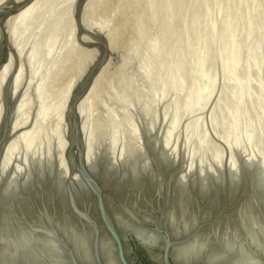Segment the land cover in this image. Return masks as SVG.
I'll list each match as a JSON object with an SVG mask.
<instances>
[{"label":"rangeland","instance_id":"obj_1","mask_svg":"<svg viewBox=\"0 0 264 264\" xmlns=\"http://www.w3.org/2000/svg\"><path fill=\"white\" fill-rule=\"evenodd\" d=\"M33 3L24 22L15 28L24 52L11 67V73L13 68L20 72L14 78V99L21 106L17 107L15 120L20 119L16 125L25 124L13 132L17 140L12 151L17 153H11L9 168L18 166L22 173L33 167L36 153L35 158L40 153L45 156L40 159L46 172L50 163L55 166L60 160L56 152L66 136L68 100L100 55V41L79 29L78 0ZM82 16L89 27L100 29L109 46L83 112L88 156L94 152L91 161L105 154L107 159H120L118 163L112 159L113 164L123 170L138 155L147 158L146 138L156 142L159 136L166 143L156 144L162 151L165 146L167 158H184L179 162L188 181L200 179L204 169L209 175L210 168L215 169L208 178L204 173L205 181L219 179L230 164L239 168L249 156L260 164L264 161V0H84ZM59 117L64 120L58 121ZM98 147L115 156L109 157ZM173 147L172 155L168 150ZM27 148H31L32 159ZM128 156L135 157L125 166L122 160L127 162ZM146 158L148 163L150 158ZM226 160L230 163L227 169L219 170ZM27 162L32 164L25 166ZM134 258L136 264H144L137 252Z\"/></svg>","mask_w":264,"mask_h":264},{"label":"water","instance_id":"obj_2","mask_svg":"<svg viewBox=\"0 0 264 264\" xmlns=\"http://www.w3.org/2000/svg\"><path fill=\"white\" fill-rule=\"evenodd\" d=\"M33 1L35 0H4L0 3V73L11 61L12 52L16 60L20 57L14 51L11 34L7 29V20L17 15ZM83 1L78 0L76 11L79 29L81 33L100 41L98 44L100 55L86 77L72 92L66 107L67 145L64 158L68 175L64 181L65 187L61 192L63 194L60 195L57 191L59 183L57 179L45 177L34 180L33 188L41 193L33 202V209L22 208L19 211L21 222L35 225L38 228L37 234L54 241L56 246L54 255L61 262L59 264H85L83 258L87 252L76 248L72 243L71 239L75 236L84 237L87 241L92 264H109L110 256L113 264H136L135 246L143 248L156 264H180L176 256V251L180 246L190 243L197 235L228 222L230 228L238 226L242 231L232 237L230 247L224 251L225 259L219 263L208 261L211 258L210 255L219 246L217 238L211 236L207 244L203 246L201 253L190 264H224L226 260L229 262L225 264H231L233 261L246 264L243 261L250 257L264 264V240L258 245L252 243L243 231L240 213L235 210L244 197H247L253 190L251 184L241 185L233 190L229 177L225 175L222 184L216 182L208 185L207 193L198 190L182 192L175 183L178 174L182 171L181 166L169 168L159 165L160 153L147 138L143 148L148 152L150 163L155 169L153 168L154 171L150 175L140 173L139 179L134 180V183L128 180L117 182L116 178H113L112 185H106L99 173L100 169L89 163L83 113L79 105L89 92L97 71L107 60L109 46L100 29L89 27L83 19ZM84 44L87 45V42ZM14 75L13 70L2 89L0 159L13 128L12 121L16 108L12 90ZM173 151L175 148H172L171 154ZM185 157L187 158V155ZM172 159L182 162V156L179 155H174ZM130 160L131 157L128 156V161ZM227 160L223 164V170L227 169ZM75 177H78L84 186L82 194L77 193L75 189V184L78 183ZM133 179H135L134 176ZM129 190L134 193L132 198L136 201L134 206L129 202L124 203L129 197L125 196ZM20 199L24 200L25 197L21 194ZM251 203L264 217V210L260 205L253 200ZM178 204L188 207L191 211L187 224H180L179 228L175 227L171 217V210ZM23 210L30 212L25 214L24 211L22 214ZM116 212H120L125 218H119ZM72 224H75L80 231L77 230L75 235L74 233L71 235ZM81 230L86 231L85 233L83 231L82 236ZM103 238L109 241L110 250L103 248ZM45 242V240H40L35 243L33 249L34 254H41V264H48L42 257Z\"/></svg>","mask_w":264,"mask_h":264},{"label":"bare ground","instance_id":"obj_3","mask_svg":"<svg viewBox=\"0 0 264 264\" xmlns=\"http://www.w3.org/2000/svg\"><path fill=\"white\" fill-rule=\"evenodd\" d=\"M32 8H34V3L33 4H30L29 7L23 9L22 11H20L17 15L11 17V19H9V21H8L7 27H8L9 33L11 34V42L14 45V48H15L14 51H15V53L19 54V56H21L23 54L24 49H23V47H22V45L20 43V40H19L20 38H19L18 32H17V30L15 28L18 27L17 24H19V23L21 24V22L22 23L24 22V19L31 12ZM10 20L12 21V23L15 22L16 25H13L14 23L12 24L10 22ZM9 24H11V26H9ZM15 57L16 56H15L14 52H12L11 53V61L4 67V69L0 73V81H1V84H3V82H5L7 80V78L9 77V75L11 74V67L13 65H14L13 67H15V64H16V63L14 64ZM13 70H15V69L13 68ZM17 70L19 71V69L16 68V70L14 72L15 73L14 78H16L15 76H17L16 75V73L18 72ZM19 73H17V74L19 75ZM17 81H18V84H19V80H16V83H17ZM1 86H3V85H1ZM1 86H0V88H1ZM93 88H94V85H93L92 89L90 90L89 94L86 95V97L82 100V102L79 105V108L82 110V113L85 111V109L87 107L88 100H89V97H90V94H91ZM12 90H13V94H15L16 91H17L16 86H15V83L13 85ZM1 100L2 99H0V101ZM1 102H0V117H1V115L3 113V105L1 106ZM18 102H19V100L17 101V103ZM65 102L66 101H64V103ZM17 103H16V108L14 109V116H13L14 118H13V121H12L13 128H12V131H11V136H10L8 142L6 143L5 149H4L3 153H2L3 155H1V159H0V212L2 213L0 215V238H2L1 241H0V264H41V254H38V253L37 254H34V252H33L35 243L39 242L40 240H45L46 241L44 243L43 253H42V257L45 259V261H47L48 264H59L61 262H59L55 258V255H54L55 250H56V246H55L54 241L52 239H49V238H42L43 237L42 235L37 234L38 233L37 232L38 231V228L35 225H33V224H26V223L21 222V219H20V216H19V211L22 208H24V209H29V208L33 209V206H34V203L33 202L35 201V199L37 197L40 196V193H41V192H39V190H37V189L35 190V188H33L34 185L32 183L37 178L44 179L45 177H48L47 179H49L51 177L53 179H57L59 181V183L57 185V191L59 192L60 195L63 194L61 192H62V190L65 187V182L64 181L66 180V177L68 175V169H67V165H66V162H65V159H64V155H63L64 154V151H65V148H66V145H67V141H66L67 139L65 140V138H66V136H65V138L62 141L63 144H61V145L58 142V144L60 146V150L58 149L59 151L56 152L58 155L56 153H54V154H56L58 156V158L59 157H61V158H60L59 161H57V163H56L55 166H52V163H50L51 165H49V161L51 160V157L53 156L52 155L53 152H52V154H50L51 152L49 153V155L50 156L52 155V156L51 157L48 156L50 160H48V165L49 166L48 165L47 166H48L49 170L47 172H46L45 167H43V164H42L43 163L42 161H43V159H44L45 156L42 157V155L40 153V156L43 158V159H40V156L37 155L38 158L41 160L40 161L37 158V156L35 158V155L36 154H39V153H36L33 156V155H31L30 151H28V149L31 150V148H27V151L30 153V157L31 156L34 157L33 160H31V161H33V164H32V162L31 163H28L27 162V165L25 164V166H29L28 164H30V165L32 164L31 166H33V167H31V168L28 167V168H30V170L27 169V167L24 166L27 169V171H25L24 173H22L23 168L20 169V167H18V166L13 167L14 165L13 166L10 165V167H13V168H9V164H12V163H10V161H11L10 159L12 157L11 156V153L15 151V149H14V151H12V148H13L12 146L14 145V143L17 140V138H14L13 132L15 131V128L17 129V125L18 124L16 125V123L20 119L19 118L18 120H15L17 118V116H16L17 110L21 109V108H19L21 106H19V104L17 105ZM62 107L60 109H62ZM61 111H59V112H61ZM102 118H103V115H102ZM58 119H59L58 121L62 120V118L60 119V117ZM83 119H84V117H83ZM21 120H23V119H21ZM63 120H64V118H63ZM86 121H83V123L84 122L86 123ZM20 122L22 124V121H20ZM101 122H103V120ZM85 123L83 124V126L86 125ZM23 124H25V122ZM22 125L20 126V123H19L18 126L22 127ZM31 125H33V124H31ZM66 126L67 125H65L64 127H66ZM101 126H102V124H101ZM60 128H62V127H60ZM87 128H85V129L87 130ZM23 129H25V128H23ZM66 129H67V127H66ZM99 129H101V127ZM59 130L61 131L62 129H59ZM27 131H28V129H27ZM30 131H29V133H32ZM66 131L67 130H65V132ZM105 131H106V129H105ZM149 131H150V129H149ZM16 132L18 133L17 130H16ZM16 132H15V135H16ZM58 132L57 133L55 132V133L58 134ZM59 134H61V133L59 132ZM65 135H66V133H65ZM100 135H101V133H100ZM152 135H155V134H152ZM57 136L59 137V135H57ZM149 136H151V135H149ZM31 137L33 139L34 136L32 135ZM55 137H56V135H55ZM86 137H87V135H86ZM157 137H158V135H157ZM158 138H157V141H159ZM54 139H56V138H54ZM148 139H150L151 142L150 141L149 142L150 143H153L155 145L156 149L160 153L161 160L158 162L159 165H164V166H167L169 168L171 166H175L174 168H178L179 166H181L179 160H178V162H179V164H178L177 161H170L169 157L168 158L166 157L165 151H164L165 150L164 149L165 146L162 147L164 145L163 143H166V141L165 142L162 141L163 139L160 140V141L163 142V143L161 142L163 144L161 146L163 148V151H164V153H163V151L159 148L160 145L159 144H156L157 141L154 142V140H152L150 137H148ZM58 140H59V138H58ZM60 141H61V139H60ZM160 141H159V143H160ZM53 143H54V140H53ZM56 143H54V144H56ZM92 143H94V142H92ZM32 144H34V143H32ZM32 144H31V146H32ZM50 144H51V141H50ZM58 144H56V147H57ZM35 145H36V143H35ZM86 145H88V144H86ZM101 145L104 146L102 143H101ZM168 145H169V143H168ZM50 146L53 147L52 145H50ZM42 147H43V145H42ZM98 148L101 149L102 147L101 148L98 147ZM20 149H22V148H20ZM54 149H55V147H54ZM104 149H106V148L104 147ZM109 149H107V150L109 151ZM111 149L113 150V148H111ZM37 150H38V148H37ZM43 150H44V148H43ZM93 150H95V149L93 148ZM112 150H110V151L112 152ZM23 151H25V150H23ZM104 151H102V152H104ZM168 151L171 153V150H168ZM33 152H32V154H33ZM44 152H43V154H44ZM97 152H96V154L98 155ZM100 152H101V150L99 151V153ZM142 152L145 153L144 150ZM29 153H27L26 155H29ZM88 153H87V157H88L89 163H91L94 167H97L98 169H100V172L99 173L102 176V178L104 179V183L106 185H109V186L112 185L111 184V181L114 180L113 178H116V181L117 182H118V180L123 181V182L125 180H128V181L134 183V180H138L139 179L138 177L140 176V173H145L146 175H150L154 171L153 170L154 167L152 166V163H150V161H148L149 164L145 162V158H146L145 155H144L145 156L144 161H142L144 156H142V157L139 158V155L137 156L136 153H134L135 156H137V159H135L134 162H132V165L129 164V167L124 168L123 171L121 170V172H120V170L118 169V167L116 168L115 165L113 164L115 162V160H116L115 157H112V156H115L114 155V152L112 154L110 152L109 153L108 152L106 153V151H105V153L106 154H109L108 156L109 157H112V158H110V159L105 158L104 157L105 154L103 153L104 154L103 157L105 158V161L101 162V164H95L93 162L95 160V158L93 159V161H91L92 158L90 159V156L94 152H92V153L90 152V154H89L90 156H88ZM26 155L24 153V156L25 157H26ZM47 155H46V157H47ZM124 155H126V153L123 154L122 157H124ZM140 155H141V151H140ZM24 156H22L21 160L24 159L23 158ZM105 156L107 157V155H105ZM120 156H118V157H120ZM167 156H168V154H167ZM20 157H21V155H20ZM48 157H47V159H48ZM134 157L132 158V156H131V160H133ZM170 157H171V155H170ZM238 157H240V156H238ZM242 157L244 158L245 156H242ZM14 158L17 159L18 156L16 158L15 157V154H14ZM126 158L128 159V157H126ZM147 158H149V155H148ZM12 159H13V157H12ZM30 159H32V157ZM53 159H52V161H53ZM112 159L114 160V162H113ZM182 159H184V158L182 157ZM26 160L28 161V156H27ZM56 160H58L57 157H56ZM97 160L100 163V159H97ZM97 160H95V161H97ZM117 160H120V159H117ZM117 160H116V162H117ZM235 160H236V157L234 158V161ZM245 160L246 161H243L240 164L241 166L239 164H237V165H239V168L238 167L237 168L231 167V164L228 162V165L230 164L229 167L227 166L229 168L228 169L229 171H226L225 174H223L225 171H222V174L223 175H221L222 176L221 178L218 177L219 179H217V178L216 179L215 178L214 179L211 178V180L213 179L212 181H209V182L208 181H205L212 174V172L214 171L213 169H215V168H213V169L210 168L212 170V172L209 175H208L209 171L207 172L206 171L207 169H204L203 168L205 171L204 170L201 171V169H200V171L201 172L204 171V173H207V175H208L207 178L206 177H203L204 176V173H203L201 175V177L199 175V178L200 179H197L196 180L195 178H193L192 180L195 179V181H191L189 179V177H188V179L190 180V181H188V180H186V174L183 171H181L178 174L175 183H176V187L180 191H182V192L184 190H185V192L186 191L191 192V191H194V190H198V191H201L203 193H207L208 188H209L208 185H210L211 183L214 184V183L217 182V183L222 184L223 181H224V176L225 175H227L229 177V181H230V184H231V187H232L233 190L234 189H237L241 185L247 186V185L251 184L252 189H253L251 191L252 193L251 192L249 193V195H248L249 197L248 196L247 197H244V199L242 200V202L240 203V205L237 207V209L235 208V210H237L236 212L240 213L241 225H242V228H243V231H244L245 235L252 241V243L258 245L261 241L264 240V217L260 214L259 210H256L255 209L254 205H252L251 202H252V200L255 201L256 203H258V205H260L261 209L264 210V165H263L264 161L260 164L258 161H256V159H253L252 157L250 158V156L248 158H246ZM258 160L259 161H262L260 159H258ZM19 161L20 160H18V162H17L18 164L20 163ZM185 161L188 162V160H185ZM231 161L233 162V160H231ZM11 162H13V161H11ZM123 162L126 165L128 164V163H126V161H123ZM127 162H128V160H127ZM130 162L131 161H129V163ZM240 162L241 161L236 162V163H240ZM45 163H47V162H45ZM124 163H122V164H124ZM183 163H182V165H183ZM53 164H54V162H53ZM190 165L191 164H189L188 166H190ZM22 166L23 165L21 164V167ZM47 166H46V168H47ZM221 166H223V164ZM184 167H186V165ZM202 167H200V168H202ZM240 167H241V169H240ZM43 168L45 170H43ZM189 168H188V170H190ZM191 168H192L191 170H193V166ZM230 168H231V170H230ZM180 169L182 170V166H181ZM238 169H240V170L238 171ZM188 170H186V171H188ZM191 170H190V172H191ZM195 170H194V173L198 174V171L195 172ZM219 170H223V169H219ZM216 172L217 171H215V173ZM218 172H220V171H218ZM215 173H213V176L215 175ZM248 174H249V176H248ZM216 175H219L220 176V173L219 174H216ZM133 176L135 177V179H133ZM195 176L196 175L194 174L193 177H195ZM75 178H76L75 181L78 182L77 184H75V187H76L75 189H76L77 193L82 194L83 191H84L83 190L84 189V186L81 183V181L78 179V177H75ZM190 178H192V177H190ZM186 181H188V182H186ZM124 193H125V191H124ZM126 193L127 194H125V196H129V197L127 198V200L125 199V202L124 203H128L129 202L131 205L134 206L135 203H136V201L134 199H132L134 197L133 191L129 190ZM21 194L25 197L24 200L23 199H20V195ZM19 201H22L24 203L22 204ZM111 203H113V202L111 201ZM24 211H25V214H27V213L30 212L28 210L27 211L26 210H23V211H21V213L24 214ZM190 212H191L190 209L188 207L182 205V204H178L177 206H174V208L171 210V217H172V221L175 224V227H178L179 228V225L180 224H187V222H188L187 220L191 216ZM116 214H117V216L119 218H125L124 215L121 214L120 212H116ZM227 223L228 222H226L225 225L221 224V225L217 226L216 228H211L210 230H208L206 232H203V233L197 235L195 237V239H193L190 243H187L185 245L180 246L177 249V251H176V256H177V259L179 260V263L180 264H190L191 262H193L194 259L197 258V256L199 255V253H201V250L203 249V246L205 244H207L208 239L211 236H214V238H217V240L219 242V246L210 255L211 258H209L208 261H211L212 260V261H215V263H219V262L223 261L225 259V256H226V254H225L224 251H225V249H228V247H230L231 242L233 240L232 237H234L238 232L240 233V231H242V229L239 230L238 226L233 227V228H230ZM77 230L79 231V228L76 227L75 224H72L71 225V235L73 233L75 235L76 232H77ZM83 231L81 230V232H82L81 233V236L84 235V233L86 232V231H84V233H83ZM71 240H72V243H74V245L76 246V248L81 249L84 252H87L84 255V258H83L84 263L85 264H92V262H90V258H89V254H88L89 245H88L87 241L85 240V238L84 237H78L77 238L75 236L74 238L72 237ZM102 243H103V248L104 249H106V250L108 248H109L108 250L111 249V245H110L109 241H107L106 239L103 238V242ZM221 244H222V246H221ZM108 260H109V264H113L112 257L111 256L108 258ZM245 260L243 262H246V264H263V262H260L257 259H254L252 257H250L248 259L246 258ZM227 262H229V261L226 260L225 263H227ZM239 263L236 262V261H233L231 264H239Z\"/></svg>","mask_w":264,"mask_h":264},{"label":"flooded vegetation","instance_id":"obj_4","mask_svg":"<svg viewBox=\"0 0 264 264\" xmlns=\"http://www.w3.org/2000/svg\"><path fill=\"white\" fill-rule=\"evenodd\" d=\"M135 251L137 252L144 264H156L150 259L149 254L143 248L135 246Z\"/></svg>","mask_w":264,"mask_h":264}]
</instances>
